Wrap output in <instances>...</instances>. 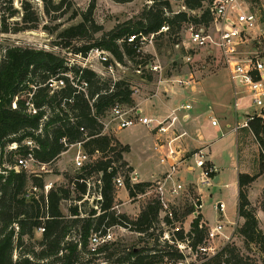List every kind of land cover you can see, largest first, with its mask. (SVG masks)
Listing matches in <instances>:
<instances>
[{"label": "trees", "instance_id": "trees-1", "mask_svg": "<svg viewBox=\"0 0 264 264\" xmlns=\"http://www.w3.org/2000/svg\"><path fill=\"white\" fill-rule=\"evenodd\" d=\"M40 1L43 12L59 20L53 27L43 25L51 33L64 25L61 19L70 11L72 13L66 21L79 15L82 17L79 23L59 30L58 37L64 40V48L83 56L94 48H100L110 52L121 63L125 57L136 64L141 61L133 45L127 42L131 34L157 32L165 23L171 29L189 21L209 25L212 20L208 9L201 17L189 16L186 11L169 16L171 0H150L151 4L143 10L139 20L119 23L93 42L74 46V39L92 38L93 33L103 30L94 18L97 0H91L85 11L77 10L75 0ZM114 1L127 3L133 0ZM204 1L185 0V5L195 10L201 8ZM14 2L0 0V33L39 28L42 17L34 2L20 0V9L14 6ZM18 13H21L20 19L13 20ZM57 80H63L64 85L52 86ZM83 82L87 83L85 90L79 88ZM132 93L131 84L126 79L114 81L90 67L70 65L67 57L55 52L0 44V264H152L154 259L179 262L185 259V254L176 241L186 243L192 250H197L204 242L207 228L201 224L203 215L200 213L192 220L189 231L183 228L176 231L171 239L174 243L165 240L161 248H130L120 254L117 249L110 250L115 242H107L94 250L90 247L95 231L105 232L112 226H124L144 237L150 235L149 231L160 222L162 206L157 197L149 200L135 218L114 208L116 190L113 180L119 169L109 168L116 159L122 160V166L129 165L123 160V153L130 148L114 136L105 134L101 119L116 103L133 104ZM31 104L36 113L30 111ZM249 126L261 147V166L256 174H239L238 215L243 218L239 234L246 246L254 245L264 252V231L248 197V186L264 171V117L255 116ZM27 139L36 143L34 157L40 163H52L62 152L79 142L86 153L97 155V158L77 170L81 173L70 178L66 185H53L45 193L43 174L16 168V156H25L28 152ZM13 143L18 146L10 148ZM127 170L133 171V168L128 166ZM99 173L103 199L88 210L86 205L93 187L89 188L85 181L78 179L94 182ZM151 183L141 181L132 185L129 174H126V188L133 200ZM33 187L41 190L40 194ZM64 200L69 201L68 214L61 210ZM187 209V215L194 210L191 205ZM261 209L264 212V198ZM165 220L173 223L168 217ZM175 220H179L178 213ZM39 227L45 230L38 239L36 231ZM26 239H34L35 242L24 248ZM155 240L158 245V236ZM117 254L120 256L113 260ZM255 261L236 244L227 243L213 255H204L197 262L184 264H256Z\"/></svg>", "mask_w": 264, "mask_h": 264}, {"label": "rangeland", "instance_id": "rangeland-1", "mask_svg": "<svg viewBox=\"0 0 264 264\" xmlns=\"http://www.w3.org/2000/svg\"><path fill=\"white\" fill-rule=\"evenodd\" d=\"M35 6L40 11L42 17V23L39 28L34 30H24L18 32H8V33H0V44L3 46H11V45H19V46H28L34 47L38 49H45L61 56H65L69 59H73L74 53L69 52L66 48L63 47V42L61 38L58 37V32L61 28L66 27L70 24L79 23L82 20V17L79 15L75 19L71 21H66L69 15L72 13L70 11L67 13L61 20L64 22V25L56 32H49L48 29H44L43 25L47 24L49 27H53L59 20H54L43 12V4L40 0H32ZM59 1V0H56ZM91 3V0H75L76 8L80 11H85ZM210 0H205L203 2V6L199 9L191 10L185 5V0H171L170 8L168 10V15L172 16L176 12L186 11L189 16L192 17H201L206 11ZM151 4L150 0H133L127 3H118L114 0H97L96 8L94 11V18L97 23L103 26V30L93 33L92 38L84 37V38H76L72 42L74 46H80L85 42H93L94 39L100 38L104 32L112 30L119 23H123L127 20H132L133 22L139 20L143 10ZM259 7V19L258 24L253 27V30L250 34L252 37V41L249 42L248 47H245V50L251 49V45L256 46L258 53L264 56V3H258ZM14 6L20 9V0H15ZM21 11V10H20ZM21 13H18L16 17L13 19H20ZM188 24H193L195 26H200L202 23H197L194 21L184 22L180 27L174 26L169 31L164 33H159L155 36L154 44L149 45L145 48V56L148 61H159L163 67V82H159L158 74H151L145 70L146 73L141 77L136 70V62L134 60L128 59L125 57L124 62L122 63L123 68H118L119 75L125 78L132 86H139L142 90V97L150 98L153 94L158 93L161 95V98L167 102L173 103L175 106H180L186 102V104H190L192 101L196 102L197 99L199 102H204L207 100H212L215 95H220L227 99L233 104V88L232 83L230 81L227 70L223 67L221 62V58L215 48L212 47H204L197 48L194 47L187 37V33L185 32V27ZM95 63H100L96 55L92 54L90 60L86 61L82 58L78 59L77 64H86L87 67ZM124 70V71H122ZM176 79H184L186 81L191 80V84H180ZM161 88V89H159ZM149 108H145V111H154L156 107L161 109L162 106L156 101H151ZM226 106H228V102L225 101ZM131 107H137L136 104H128ZM252 106V105H251ZM253 107V114L255 116L264 117V109L259 107ZM190 110V109H189ZM143 111L144 113H146ZM192 111V110H191ZM149 116L148 114H146ZM108 116V117H107ZM107 120H109V114L107 115ZM220 126L225 131V129L232 122V118L229 115H225L223 117H219ZM184 124H179L177 122L173 123V125L169 128V130L165 133L168 136V141L175 139L181 133H186L184 128ZM117 130L116 135L125 142H128L132 146L131 152L128 154V159L131 160L137 170L140 172L142 178H155V172L161 169H167L166 164H161L160 158L165 153V149L155 148V144L159 142L157 139L159 138V132L152 130L150 127L142 124H137L133 127L119 129L117 126L116 120L112 121L110 133L114 134ZM203 132L207 137L214 136L218 138L221 136V133H216L214 128L210 126H204ZM229 131V130H228ZM229 133V132H228ZM231 132L229 133V135ZM165 135V136H166ZM171 135V137H170ZM204 135V136H205ZM240 139L244 141L241 144L243 147V152L248 153L251 158L254 157L253 153H256V149L254 146V139L249 136L240 135ZM167 143V141L160 142ZM187 143L197 145V141H193L190 136H183L179 139H176L173 144L176 146H181L183 144L186 148H191L192 151L198 150L199 148L194 149L192 146H189ZM214 148L217 150L216 152V161L224 166H230L232 162V158L230 156V152L226 147H223V141L219 144H216ZM165 150V151H164ZM192 151H189L188 154ZM76 152V148L72 149L70 153L66 156V158L74 156ZM127 152L123 153V160H126L124 157ZM20 156H16V158H20ZM128 162V161H127ZM115 164L117 165L120 173L125 177L126 174H135L133 171H128V166H122V160H115ZM69 171L66 173L69 176L67 177L64 173L63 176H58V172L54 167H49L48 170L42 171L39 170L38 166H34L31 169H25L28 173H32V170H37L38 174H43L46 183H53V185L57 186L58 182H64L62 184H66L69 182L70 178H74L77 174H80L81 171H77L79 169L75 168V163H70ZM163 176V174H161ZM160 176V177H161ZM96 177L94 178V180ZM159 179V178H158ZM236 179V173L234 170L229 171V181H234ZM59 180V181H58ZM193 192L194 189H191ZM120 191V190H119ZM125 194L124 189L122 192H116L117 203H122L120 194ZM40 194V191H38ZM93 195L88 197L87 209L95 206V203L92 199ZM155 192L150 191V189L146 188L144 193H140L136 199L130 201L127 200V208L130 212V217L135 218L133 215L134 210H138L147 204L149 200L155 198ZM174 204L178 207V216L179 220H175L172 224H169L165 221V214L160 213V222L156 228L151 229L149 232L150 235L146 234L142 237L138 232L131 230L129 227L124 226H115L112 228L113 232V240L110 242H115L110 250L120 251V254L127 252L130 248H141V247H154L161 248L164 246L165 240H170L171 243H174L171 239L174 238V234L177 228H183L185 231H189L191 228L192 220L201 213V208L196 209L195 213L186 214L188 210V206L191 202L190 197H187L184 191L180 192L177 196L170 197ZM264 198V196H263ZM263 198L258 202L255 207L257 217L259 218V225L261 229L264 231V215L261 212V202ZM223 199L227 204V211L232 217H236V181L232 183L230 186L225 187L222 186L221 183H216L211 186L204 187V211L208 216L215 215V211L213 209L214 203ZM139 201L138 204H134V202ZM66 206H69V202L64 203ZM139 207V208H138ZM117 212L121 213L116 209ZM200 212V213H199ZM139 214V213H138ZM203 221V220H202ZM243 224V221H236V229L233 235L229 238H219L215 245L217 246V251L220 250L227 243L236 244L241 251L251 256L256 264H264V252H262L258 247L251 245L246 246L244 239L239 234V227ZM161 228L163 231H161ZM41 232L38 229L36 231V238H41ZM158 236V241L156 245L155 238ZM35 242L33 240L26 239L24 248L30 246V243ZM177 243V241H176ZM181 247L179 249L185 254V259L183 261H169L165 259L164 261H158V259H154L152 264H184L190 262H197L202 257H204V253L213 254L211 251H202L197 248V250H192L187 244L179 243ZM204 245H209V242L206 241ZM91 246V245H90ZM99 247V246H98ZM97 247V248H98ZM120 254L114 256L113 260H116Z\"/></svg>", "mask_w": 264, "mask_h": 264}, {"label": "built area", "instance_id": "built-area-1", "mask_svg": "<svg viewBox=\"0 0 264 264\" xmlns=\"http://www.w3.org/2000/svg\"><path fill=\"white\" fill-rule=\"evenodd\" d=\"M258 3H264V0H210L207 7L209 10L212 20L209 25L202 24L199 27L193 24H188L185 27V32L189 42L197 48L212 47L218 52L223 67L227 70L230 81L233 88V105L234 107H239L241 101L244 98H249V103L254 107H259L264 109V56L258 53L256 46L251 45V49L245 50L248 47L249 42L253 39L250 36L253 27L258 24L259 19V5ZM170 30L169 24L165 23L161 26L160 30L157 32L145 33L140 31L135 34H131L127 38V42L132 44L136 53L138 54V59L141 60L136 65L135 72L141 77L146 73L158 74L159 82H163V67L159 61H148L145 56V48L149 45L154 44L155 36L159 33H164ZM70 52L69 48H66ZM93 55H96L99 62L104 66L101 74L111 78L116 81L119 79H125L119 75L118 68H123L121 62L116 60L110 52L94 48L87 56H83L81 53L74 54L73 59H69V64H77L78 59L82 58L88 61ZM110 59L112 61H110ZM86 66V64L82 65ZM124 71V70H122ZM180 84H191V80L186 81L184 79H176ZM54 87H59L64 85L63 80L53 81L51 84ZM87 83L83 82L82 86L79 88L85 90ZM133 92L138 91V87L132 86ZM133 94V93H132ZM181 107L190 108V104H182ZM30 111L36 113L37 110L34 106L30 105ZM109 114V119L112 122L116 120L119 129H125L137 124H142L150 127L161 134L166 133L173 123L177 120L176 115H170L166 118L159 119L157 117L144 115L142 110L138 107H131L128 104L116 103L107 112ZM108 117V116H107ZM255 118V114H248L246 120L243 124H238L233 127V131L236 132L240 127H250L249 122ZM101 121L104 124L103 132L109 125L106 122V117H103ZM211 124L221 131V136L225 135L222 131L220 122L217 118L211 117ZM83 129V128H82ZM184 132L178 135L175 139L168 141L167 143H161L157 145V148L166 147L165 153L161 156L160 160L162 164L168 166V170L159 179L152 181V183L147 187L150 191L155 192V196L161 203L160 213L165 214V219L168 217L173 222L176 218V213H178V207L172 199L171 196H177L180 192L184 191L187 197H190V204L193 206L195 213L196 209H202L203 206V193L202 188L206 186H211L218 183L215 180L218 170L214 163H212L204 151V148H199L188 154V152L182 150L181 146H176L173 142L181 137ZM25 144L29 146L28 152L25 156L20 157L17 161L16 168L31 169L34 166H38L39 170H48L50 163H40L34 157L33 148L36 143L32 139L25 140ZM81 144V142H79ZM17 143L10 145V148H16ZM97 158V155L90 156L84 150L78 151L75 156V168L80 169L84 167L87 163L92 162ZM185 165L190 167L191 171L196 174V180L185 184L182 179L176 176V173ZM117 167L115 163H112L110 170ZM38 174L37 170H32ZM100 173L96 175V179L92 182L91 179L79 178V181H85L88 187H93L92 199L96 204L97 201L102 200V180L100 178ZM130 183L133 185L135 183L141 182L136 174H130ZM114 186L116 192L121 188H126V179L118 171L114 177ZM98 186V187H97ZM52 187V183H46L44 186V192L47 193ZM191 189H194L193 192ZM35 192L41 191L37 187H33ZM32 194V192H30ZM37 197V196H36ZM88 197V195H87ZM97 207V206H96ZM216 208L223 214L225 210V203L223 201H218L216 203ZM200 213V212H199ZM202 214V212H201ZM199 215V214H198ZM201 219V224L205 225L207 228V235L204 242L198 246L202 251H211L213 254L217 252V246L214 245L215 241L219 238L229 239L231 235L225 234L223 230V224L221 220L216 224L209 225ZM166 221V220H165ZM172 224V223H171ZM112 227L107 228L104 232L98 230L92 233L91 236V249H96L98 246L112 241L113 232ZM182 229L177 228L176 231ZM42 233L45 228L39 227ZM206 241L209 245H204ZM179 243L186 244L184 242L177 241V245L181 247ZM188 246V245H187ZM204 253V255H213Z\"/></svg>", "mask_w": 264, "mask_h": 264}, {"label": "crops", "instance_id": "crops-1", "mask_svg": "<svg viewBox=\"0 0 264 264\" xmlns=\"http://www.w3.org/2000/svg\"><path fill=\"white\" fill-rule=\"evenodd\" d=\"M91 59V58H90ZM89 59V60H90ZM90 68L94 69L95 71L101 73L102 70H104L103 64L100 63H95L90 66ZM138 87L137 92H133L132 97H133V104H136L138 108H140L143 111H145V108H149L150 102L151 101H156V103L161 104L162 108L158 109L156 107L154 111H145L146 113L143 112L144 115L148 114L149 116L152 117H157L159 119L166 118L170 115H176L177 120L175 122L179 124H184L185 129V134H183L181 137L187 135L192 137L193 141H197V145H193L190 143H187L189 146H192L194 149L196 148H204V151L207 154V158L215 164L217 167L218 173L217 176L219 177L218 183H221L222 186L228 187L232 183L236 181V217H232L228 211H227V204L223 199L217 200L214 205L213 209L215 211V215L208 216L206 212L204 211V188H202L201 192L203 193V206L201 209L202 215H203V220L206 224L213 225L219 222L221 220V224H223V230L225 234L227 235H233L236 229V221L240 222L243 221V218L238 215V196H239V174L240 173H248L250 175L256 174L260 171V166H261V161H260V152H261V147L258 141L255 138V135L253 134L252 130L250 127H240L236 132L233 131V127L238 124H243V122L246 120L248 114H253V107L249 103V98H244L241 101V105L239 107H234L233 104H231L230 101L225 99L224 97L220 95H215V97L212 98V100H205L204 102H199L197 99L196 102L192 101H187L190 102V108H185L180 106H175L171 102H167L161 98V95L158 93L153 94L150 98L142 97L141 94L143 93L141 88ZM161 89V88H159ZM225 101L228 102V106H226ZM186 104V102L184 103ZM190 109V110H189ZM192 110V111H191ZM229 115V117L232 118V122L228 124L229 127L225 129V131L222 129L223 132H225L224 136H210L207 137L204 132H203V127L204 126H210L212 129L214 128L216 133H221L219 131V128L213 126L211 124V117L217 118L219 120V117H223L225 115ZM108 115V113H107ZM106 115V116H107ZM105 116V117H106ZM107 120V117H106ZM111 121L110 119L107 120L106 122ZM174 122V123H175ZM220 122V121H219ZM111 124L112 122H109L108 127L104 131L105 134L112 135L110 133L111 130ZM133 127V126H131ZM129 128V127H128ZM229 130V131H228ZM117 130L114 132L113 136L118 139L123 145H128L130 148V151H128L125 155L126 161H128L133 168V172L138 176L140 181H154L157 180L161 174H165V172L168 170L167 169H161L157 172H155V178H142L140 175V172L137 170L135 167L134 163L128 159V154L132 150V146L130 143L122 141L117 135H116ZM231 134L229 135V133ZM164 134H160L159 138L157 139L159 142L155 144V148L157 149V145L161 144L160 142L167 141L168 142V136ZM205 135V136H204ZM240 135L242 138L244 136H249L252 139H254V146L256 149V153L254 154V157L251 158L248 153H244L243 147L241 146L242 143H244L243 140H241ZM171 137V135H170ZM179 137V138H181ZM172 138V137H171ZM178 138V139H179ZM223 141V147H226L228 149V152H230V156L232 158V162L230 163V166H224L216 161V152L217 150L214 148L216 144H219L220 142ZM184 148L182 150L189 152L192 151L191 148H186L183 144H181ZM76 148V152L74 156L66 158V156L70 153L72 149ZM160 148V147H159ZM158 148V149H159ZM162 149L166 150V147H162ZM84 150L83 145L79 143H75L70 146V148L60 154V156L53 161L52 163L49 164V167H54L56 171L58 172V176H63V174L67 173L69 171V164L70 163H75V156L78 153V151ZM164 150V151H165ZM161 162V160H160ZM162 164V162H161ZM234 170L236 173V179L234 181H229V171ZM176 176L180 177L182 179V182L185 184H189L190 182H193L196 180V174L191 171L190 167H186L183 165L181 169L176 173ZM59 181V180H58ZM62 181V180H61ZM58 182V185H66L62 184L64 182ZM52 183V182H51ZM53 186V183H52ZM124 189L125 194H120L122 203H117L115 202V209H118L121 213H126L130 215V212L127 208V200L132 201L133 199L130 197L129 192L127 188H121L117 192H122ZM264 196V171L258 175V177L248 186V197L252 203V205L256 206L257 203H260V200ZM260 199V200H259ZM117 201V197H116ZM135 201V200H134ZM218 201H223L225 203V210L224 213L222 214L217 208H216V203ZM69 202L68 200H64L61 203V210L64 214H68L69 206H66L64 203ZM139 201L134 202V204H138ZM139 208V207H138ZM141 210V209H140ZM133 212L134 216H137L139 213V209L131 211ZM262 214L264 215V212L261 209ZM216 242V241H215ZM215 245V244H214Z\"/></svg>", "mask_w": 264, "mask_h": 264}, {"label": "water", "instance_id": "water-1", "mask_svg": "<svg viewBox=\"0 0 264 264\" xmlns=\"http://www.w3.org/2000/svg\"><path fill=\"white\" fill-rule=\"evenodd\" d=\"M218 179H219V177H218V176H216L215 180H216V181H218Z\"/></svg>", "mask_w": 264, "mask_h": 264}]
</instances>
